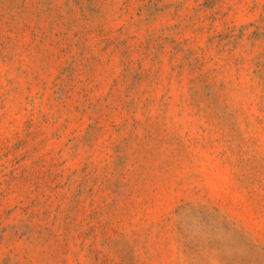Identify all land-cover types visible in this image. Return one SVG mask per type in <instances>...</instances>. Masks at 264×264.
<instances>
[{"label": "rangeland", "instance_id": "rangeland-1", "mask_svg": "<svg viewBox=\"0 0 264 264\" xmlns=\"http://www.w3.org/2000/svg\"><path fill=\"white\" fill-rule=\"evenodd\" d=\"M0 264H264V0H0Z\"/></svg>", "mask_w": 264, "mask_h": 264}]
</instances>
